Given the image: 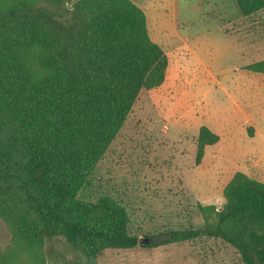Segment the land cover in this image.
I'll return each instance as SVG.
<instances>
[{
    "label": "trees",
    "instance_id": "16d2710c",
    "mask_svg": "<svg viewBox=\"0 0 264 264\" xmlns=\"http://www.w3.org/2000/svg\"><path fill=\"white\" fill-rule=\"evenodd\" d=\"M233 1L242 17L264 9V0ZM167 64L130 0H0V219L10 234L0 264H46L57 237L86 257L138 245L123 206L80 193ZM244 68L264 75V59ZM218 140L199 127L195 165ZM222 197L219 210L199 206L203 227L142 246L218 239L242 264H264V183L236 172Z\"/></svg>",
    "mask_w": 264,
    "mask_h": 264
},
{
    "label": "rangeland",
    "instance_id": "374dc122",
    "mask_svg": "<svg viewBox=\"0 0 264 264\" xmlns=\"http://www.w3.org/2000/svg\"><path fill=\"white\" fill-rule=\"evenodd\" d=\"M130 1L143 10L169 65L162 85L140 92L80 198L119 203L138 238L199 229V206L219 210L237 162L264 150V75L244 68L264 59V9L242 17L233 0ZM203 125L220 142L195 165ZM241 127L259 135L241 143ZM9 240L0 219V249ZM44 252L46 264H242L231 246L208 238L86 257L57 237Z\"/></svg>",
    "mask_w": 264,
    "mask_h": 264
},
{
    "label": "crops",
    "instance_id": "0c3cea01",
    "mask_svg": "<svg viewBox=\"0 0 264 264\" xmlns=\"http://www.w3.org/2000/svg\"><path fill=\"white\" fill-rule=\"evenodd\" d=\"M136 5V4H135ZM143 11V10H142ZM145 15V14H144ZM145 20H146V28H147V31H148V35H149V37H150V34H149V28L147 27L148 25H147V17L145 16ZM151 38V37H150ZM152 40V39H151ZM153 41V40H152ZM154 42V41H153ZM155 43V42H154ZM158 45V44H157ZM159 46V45H158ZM160 47V46H159ZM163 51V50H162ZM164 52V51H163ZM165 54V53H164ZM261 60H263V59H261ZM259 61V60H258ZM167 62H168V64H167V68H168V65H169V61H168V59H167ZM167 68H166V70H167ZM165 75H166V73H165ZM165 80V79H164ZM163 84V83H162ZM161 84V85H162ZM251 124V123H250ZM252 128H255L253 125H252ZM209 129V128H208ZM210 130V129H209ZM211 131V130H210ZM248 131H247V128L246 127H241L240 128V134L242 135V137H241V143H243V142H249V141H251V140H253L254 138H256V136L257 135H259V131H256L255 130V132L251 135V134H248L247 133ZM218 136V135H217ZM218 138H219V140H218V142L216 143V144H214V145H211V146H206L205 147V149H204V154H203V157H202V159H201V162H200V164H202V161H203V159L205 158V155H206V153H207V149L208 148H210V147H212V146H214V147H217V145L219 144V142H220V137L218 136ZM249 140V141H248ZM216 150V149H215ZM249 156V159H248V157L247 156H244V158H242V159H240L237 163L238 164H236V166H235V168H234V170H233V172L230 174L231 176H230V178H229V180L231 179V177L233 176V174L234 173H236V172H241V173H243V174H245V175H247V176H249L250 178H252V179H254V177L257 175L258 176V178L260 177H262V178H264V150H263V148H262V150H260V152H259V154H257V155H251V154H249L248 155ZM199 164V165H200ZM256 173V174H255ZM255 174V175H254ZM255 179V180H257V181H259V182H262V183H264V181H262V180H259V179ZM229 180H227V181H229ZM228 183V182H227ZM226 185V184H225ZM224 188V187H223Z\"/></svg>",
    "mask_w": 264,
    "mask_h": 264
},
{
    "label": "water",
    "instance_id": "95a60500",
    "mask_svg": "<svg viewBox=\"0 0 264 264\" xmlns=\"http://www.w3.org/2000/svg\"><path fill=\"white\" fill-rule=\"evenodd\" d=\"M147 243H148L147 238H140L138 241V245H143V244H147Z\"/></svg>",
    "mask_w": 264,
    "mask_h": 264
}]
</instances>
